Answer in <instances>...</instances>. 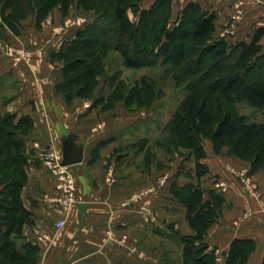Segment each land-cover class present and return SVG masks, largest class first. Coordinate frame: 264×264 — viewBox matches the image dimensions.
Wrapping results in <instances>:
<instances>
[{
	"label": "crops",
	"instance_id": "1",
	"mask_svg": "<svg viewBox=\"0 0 264 264\" xmlns=\"http://www.w3.org/2000/svg\"><path fill=\"white\" fill-rule=\"evenodd\" d=\"M182 1L177 11L172 10L176 22L189 2H197L217 14L216 34L232 25L237 0ZM242 2L250 8L229 38L233 43L250 41L254 30L264 27V0ZM52 17L56 19V14L40 31L35 24L20 36L8 34L11 48L0 52L1 114L15 115L16 122L30 116L34 122L24 137L29 163L20 192L32 222L22 227V237H12L17 248L36 245V264H184L185 246L178 234L191 236L195 230L173 190L194 184L205 191V200L211 190L225 199L218 208L219 220L205 239L210 249H217V264H226L225 255L235 240L254 241L256 249L247 264H262L264 171L251 173L249 162L230 155L226 147L216 154L206 140L202 163L207 171L199 176L192 150L167 151L161 145L166 125L162 136L151 133L155 121L148 119L145 107L129 110L117 102L104 110L93 99L68 100L56 89L63 72L61 64L52 61V53L65 39L47 38ZM13 50L26 52L29 59L14 60ZM70 134L84 146V160L67 167L75 186L74 200L67 202L66 182L52 174L50 163L53 154L63 160L62 140ZM109 171L113 182L108 181ZM243 178L256 186L258 196L248 194ZM59 222H64L62 228H57Z\"/></svg>",
	"mask_w": 264,
	"mask_h": 264
},
{
	"label": "trees",
	"instance_id": "2",
	"mask_svg": "<svg viewBox=\"0 0 264 264\" xmlns=\"http://www.w3.org/2000/svg\"><path fill=\"white\" fill-rule=\"evenodd\" d=\"M64 1L0 0V17L19 36L21 32L16 24L32 15L42 20ZM128 1L113 0L107 24L79 29L55 53V58L64 63L63 81L56 89L68 100L93 99L104 110L117 102H124L129 109L133 103L138 109L148 107L159 91L148 81L145 83L148 90H131V94L123 80L110 90L107 98L95 93L111 51L121 54L122 65L127 69L143 68V54L163 58L175 67H182L187 74L197 75L206 85L199 83L181 101L166 125L168 136L161 145L167 151L179 147L192 150L199 176L207 171L202 163L206 158V140L212 142L216 154L226 147L230 155L249 162L251 173L264 171V119L249 122L237 108L247 105L256 111L264 110V46L261 44L264 27L257 28L250 41L229 44L224 38L216 37L217 14L200 3L189 2L178 21L171 24L173 0H156L151 8L141 12L138 25L134 26L127 15ZM149 31L157 32L153 43L149 42ZM130 35L138 37V56L143 58L132 57ZM207 73L215 74V79ZM115 80L116 77L111 78V85ZM33 125L30 116L16 122L15 115H2L0 111V264L37 262L36 245L25 243L20 251L12 240L13 236L22 237V227L32 222V214L23 206L20 192L29 163L24 137ZM173 193L187 208V219L195 230L191 236L178 234L185 246L184 264H217V249H210L205 239L208 229L218 222V208L225 199L211 190L210 198L205 200V191L194 184L177 186ZM255 249L254 241H233L225 255L226 264H247Z\"/></svg>",
	"mask_w": 264,
	"mask_h": 264
},
{
	"label": "rangeland",
	"instance_id": "3",
	"mask_svg": "<svg viewBox=\"0 0 264 264\" xmlns=\"http://www.w3.org/2000/svg\"><path fill=\"white\" fill-rule=\"evenodd\" d=\"M112 1L113 0H65L64 4H59L55 6L52 9L51 13L42 20L38 19V16L32 15L25 19L28 20L25 22V24H23V21L25 20H22L20 23L16 24L15 27L17 30H20V35H22L25 30L30 31V27H34L35 24L40 31L44 27V21H46V19L50 15L54 16V14H56V19L52 17L54 18L53 22L51 23V26L47 29L49 33L51 32V35H48L47 38H50L52 40L57 37L62 38L63 40L65 39L60 48L58 49V51H60L64 43L69 40L74 34H76V31L79 30L77 29L80 27L78 24L79 20H84L86 22L85 26H91L94 24H107ZM214 1L217 4L222 3L223 0ZM155 2L156 0L128 1L127 15L134 26L138 25L141 12L143 10L151 8L155 4ZM182 2L184 1L173 0L172 10L174 7L177 11L180 8ZM240 2H242V0H237L233 3L235 15L233 16L232 25L228 28V31L221 32L219 30L216 34V37L224 38L229 44H234L232 39L229 38L233 37L234 34H236L239 25L245 19V14L247 10H249L250 8V6H246L247 3H244V5H240ZM253 3L259 4L260 0H255V2ZM204 8L207 9V7ZM74 22L76 23V25H73ZM175 22L176 21L174 17L171 18V24H174ZM66 23H69L68 28ZM156 33V31L147 32L148 38L150 39V43L154 42V39L157 37ZM8 34L15 35L7 25L3 24L2 18L0 17V52H2V48L10 46L8 45ZM222 34H224V36H222ZM139 42L140 41L137 36H131L130 51L132 57L134 58L145 57L144 67L140 69H127L122 65L123 59L121 54L118 51H111L108 57L106 58L104 74L100 77V84L97 87V90H100L98 96H104V98H107V95L109 94L110 90H114L121 80L126 83L125 85H127L126 87L128 91L130 90V94L132 93L131 90H148L149 88L148 86H146L145 83L146 81L151 82L154 90L159 91L158 93L156 92L154 96V102L150 106L145 107L146 109H144L143 111H148V119L155 121V123L152 124L150 127V130L153 131L151 133H153V135L156 134L162 136V128L168 124L167 122L169 121L170 117L176 111L181 101L187 96L189 91L197 89L199 87V83L202 86H205L206 84L202 83L197 75L193 76L187 74L182 67H175L171 65L170 61H166L163 58L157 59V57H149L148 53H141L143 54V57H140V55L138 56L139 50L137 49V44ZM18 52V50L13 52V56L16 58H14V60L18 61L22 57L23 60L29 59V56L26 54V52L23 53L21 51V53L23 54ZM55 53L56 52L52 53V61L61 64V68L63 70L64 63L55 58ZM207 74H209V78L211 79H215L216 77V75L213 73ZM113 77H116V80L115 83L111 85L112 82L110 81ZM130 105V109H127L142 111L141 109H138L134 103ZM237 108L239 113L245 115L249 122L262 121L264 119V110L256 111L248 107L247 105H238ZM139 133L142 134L143 131ZM165 135L166 136L164 138H167L168 135ZM209 142L211 141L209 140ZM222 150H224V148H222L221 151Z\"/></svg>",
	"mask_w": 264,
	"mask_h": 264
},
{
	"label": "built area",
	"instance_id": "4",
	"mask_svg": "<svg viewBox=\"0 0 264 264\" xmlns=\"http://www.w3.org/2000/svg\"><path fill=\"white\" fill-rule=\"evenodd\" d=\"M255 1V0H252ZM240 5H243V2L239 3ZM86 22L84 20H79L78 24H79V28L77 29H83L85 28ZM76 25V23L74 22L73 25ZM67 28L69 26V23H66ZM52 163L51 164V170H52V174H54L55 176H57L61 181H65L66 182V195H67V202H71L74 200V193H75V186H74V182L72 179H70V171L68 170L67 167H63L62 164V160L60 156H57L55 154L52 155ZM108 181L109 182H113V172L109 171L108 172ZM243 182H244V189L248 192L249 195L252 196H258V191L256 186H254L252 183H250V181H248L247 179L243 178ZM224 191V189H223ZM57 228H62L64 226V222H59L57 225Z\"/></svg>",
	"mask_w": 264,
	"mask_h": 264
},
{
	"label": "water",
	"instance_id": "5",
	"mask_svg": "<svg viewBox=\"0 0 264 264\" xmlns=\"http://www.w3.org/2000/svg\"><path fill=\"white\" fill-rule=\"evenodd\" d=\"M77 138L76 134H70L62 140L63 160L61 165L63 167L80 164L84 160V146L76 143Z\"/></svg>",
	"mask_w": 264,
	"mask_h": 264
}]
</instances>
